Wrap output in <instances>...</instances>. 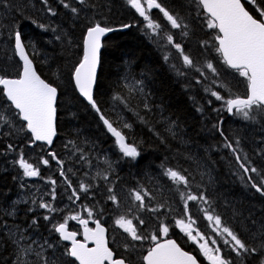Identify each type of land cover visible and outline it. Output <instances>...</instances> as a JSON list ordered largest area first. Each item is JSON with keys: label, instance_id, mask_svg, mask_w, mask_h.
I'll return each instance as SVG.
<instances>
[{"label": "trees", "instance_id": "trees-1", "mask_svg": "<svg viewBox=\"0 0 264 264\" xmlns=\"http://www.w3.org/2000/svg\"><path fill=\"white\" fill-rule=\"evenodd\" d=\"M171 1L162 0V3L189 24L190 40L188 41L191 48L189 47L190 51L187 53L195 52L197 55H202L194 51L195 46L192 45L193 39L203 37L201 27L203 23L206 25L202 15L197 14L200 10L196 5L195 12L192 8L185 10L181 8L183 7L181 5H174L178 9L176 10L171 5ZM48 2L57 13L55 16H50L51 21L49 20L48 23L43 22L35 14L36 10H46L39 0H10V3L17 8L25 5L26 7H22L19 12L0 9V21L10 22L15 19L26 42L28 38L33 39L30 45H34L38 50L37 54L30 55L34 67L42 79L58 90L60 107L57 115V138L52 148L60 149L68 144V150L78 151L79 156L81 155L79 150L82 149L85 156L97 157L107 155L109 149H118L114 138L106 132L97 113L77 96L71 82L73 67L71 69L70 67L81 59L80 47L87 18L117 29L104 38L94 98L104 115L126 134L128 143L137 147L140 156L136 160H131L121 158L122 154L119 153L112 161L111 169H108L107 164L92 169L89 167L90 164L84 162L85 168L79 171V177L84 178L83 182L91 184L92 187L89 192L80 193V200L74 204L68 198L70 190L67 189L64 178L58 171H56L58 177L51 179H45L41 174L36 178L23 176L18 160L21 154L24 156L27 151L19 147L20 143H24L27 135L25 132L22 133L21 127L24 123L16 119L11 120V127L0 126V264H12L15 253L2 226L4 222H7L9 228L18 227L21 231L26 229V235L35 238L38 242L47 239L56 244L57 255H59L66 246L58 241L52 226L66 219L67 226L73 225L69 217L78 213L73 211L76 205L80 206L82 218L85 219L88 217L82 205L94 207L97 211L103 208V212L94 215L93 219H100L102 226L105 223L110 248L116 255L130 257L133 264H142V256L151 246L150 242L145 241L135 251L125 252L124 245L130 242V237L115 224L118 216L125 214L127 208L131 206L127 196L128 190L139 187L147 189L153 197L151 200L145 198L146 204L166 205L160 208L159 212L147 210L140 212L139 215L145 220L140 230L146 235L154 233L163 221L171 225L169 237L176 240L183 250L192 254L187 246L179 241L180 237L189 239L175 227V219L181 216L183 209L179 192L187 190L183 188V185L177 188L163 175L166 167L179 170L181 174L188 176L191 191L193 193L204 191L215 202L222 220L240 231L246 241H250L251 233L264 225V196L255 192L246 182L247 177L239 168L235 155L230 149L224 147V138L213 125L222 120L225 136L233 142L234 146L235 141L239 140L238 152L241 157L247 155L257 168L264 171V116H258L255 121H246L238 114L229 115L223 110V106H217L218 101L205 91V88H214L211 84L213 77L210 72L207 73L209 78L204 80L195 71H185L187 75L180 76L176 71L170 70L173 63L170 58L167 61L164 59L165 55L168 56V52L165 47L166 38L163 35L170 26L164 19L161 35L152 36L146 29L143 18L131 8L127 0H88L87 6L79 5L76 0H67L71 6L81 10L79 19L69 9H65L60 0H48ZM181 2L189 3L187 0H181ZM161 15L158 10L152 12L153 20L159 23ZM33 20L37 23H32ZM41 23L51 27L47 31L41 30L38 27ZM123 24H130L132 27L121 29L120 25ZM51 28H55L56 31L53 32ZM171 31L170 34H173L175 39L184 40L185 36L180 30L171 29ZM57 35H61L60 40L56 39ZM69 37L72 40L71 48L66 43ZM2 50L5 51L8 61H14L11 42L6 38H0V61L5 60L2 57ZM69 63L71 64L68 67ZM9 68L12 70L10 64ZM218 72L221 74V79L229 82V90L216 89L222 95L229 98L230 96L243 97L246 94V83L238 74L234 71L218 70ZM16 74V71L9 73L14 77ZM196 78H200L202 83L196 84ZM138 80H143V84L137 86L135 82ZM141 87L143 92L140 91ZM114 94L126 97L128 107L114 100ZM209 100L212 101L211 104ZM145 103L149 105L148 109L144 107ZM214 109H220V111ZM0 112H7L9 116L15 113L2 94H0ZM64 113L65 116L69 114L74 119V135L68 124L63 125L61 121ZM124 122L132 125L130 130L123 128ZM170 128L175 135L173 131H169ZM64 136L69 138L64 139ZM70 141L72 143H69ZM9 144H12L14 148L9 149ZM99 148H107L108 151H100ZM107 157L108 160L113 159L111 154ZM42 158L44 157H38V160L41 161ZM63 158L70 160L71 154H65ZM25 162L30 163L28 160ZM50 162L52 160H49ZM63 162L65 165L66 160ZM33 166L40 171L46 170L42 162L39 166ZM122 167L127 169L123 175L119 173ZM205 169L208 174H204ZM106 170L111 181L116 179V191H123V195H126L124 203L119 208L101 195L97 187V183L101 182L100 177L91 179L97 172L103 173ZM68 178L73 180V177ZM53 179L57 183L55 185L56 199L52 201V204L59 211L48 213L45 209H40L38 204L32 205L30 201L40 197L45 201H51V196L46 193L51 191L53 185L50 180ZM255 179L259 183L260 177L256 176ZM72 184L78 188L80 183L72 181ZM189 207L199 217L198 226L215 236L206 227L208 222L203 219V213L199 211L196 203L189 202ZM29 208L35 210L29 211ZM12 212L14 215H9ZM135 214L136 209L133 208L131 215ZM44 215H49L50 219L44 220ZM33 217L38 218L37 226H31ZM133 222L138 224L135 220ZM89 226L90 228L93 226L91 220H89ZM216 238L219 241V237ZM189 243L201 254L197 245L190 240ZM225 251L224 255L234 256L230 249ZM51 252L52 250L49 249L48 254ZM197 259L201 264H205L200 257ZM63 260L66 262L70 259L63 257ZM254 260L255 258H252L251 261H247V264H256Z\"/></svg>", "mask_w": 264, "mask_h": 264}, {"label": "snow or ice", "instance_id": "snow-or-ice-1", "mask_svg": "<svg viewBox=\"0 0 264 264\" xmlns=\"http://www.w3.org/2000/svg\"><path fill=\"white\" fill-rule=\"evenodd\" d=\"M127 2L143 18L145 27L152 36H160L162 29V25L152 18L154 9L162 14L171 29L180 30L185 37L189 35L187 21L166 7L162 0H127ZM60 3L79 19L81 11L79 8L71 6L67 0H60ZM76 3L87 6L88 0H76ZM193 3L201 10L197 14L204 17L207 28L216 31V51L222 58V63L246 81V94L243 97L230 96L229 98L222 95L216 89L229 90V82L221 79V74L213 63L207 62L203 67L198 66L193 57L185 51L183 44L174 39L173 34L164 32L163 35L166 38L167 45L174 48L182 59V68H176L175 65H172V67L180 76L187 75L184 69H192L198 72L204 80L209 78L207 73L210 72L213 77L211 84L214 85V88H205V91L211 97H214L216 101H221L223 110L227 111L229 115L238 114L246 121H255L258 116H264V0H246L247 6L242 3V0H193ZM41 4L49 15H57L56 11L49 6L48 0H41ZM22 7H26V5ZM21 8H17L16 5L10 3V0H0V9L19 12ZM32 23L36 24L37 21L33 20ZM38 27L47 31L51 26L41 23L38 24ZM129 27H132V25H120L121 29ZM51 30L56 31L55 28H51ZM116 30V28L100 21L86 18L82 35V58L73 65L72 79L80 96L97 113L106 132L114 138V142L122 154L121 158L136 160L140 156L137 147L128 143L126 134L114 126V122L104 115L94 98V90L98 80L97 70L104 38ZM0 38H6L7 41L11 42V51L18 58L15 65L17 72L15 77L6 74V69H0V94L10 102L9 107L17 110L13 115L18 116L19 119L25 122V128L31 134L32 141H43L51 145L57 134L55 125L57 88L41 79L40 75L37 74L34 62L30 58L27 49L31 46L33 55L37 54L38 50L35 49L34 45H29L26 42L15 19L10 22L0 21ZM56 39L60 40L61 35H57ZM66 43L71 48V37L67 39ZM206 46V41L201 42V47ZM164 59L167 61L169 57L165 55ZM195 83L201 84L202 80L196 78ZM135 84L137 86L142 85L143 80H138ZM129 91H132V89H129ZM140 91L143 92V88H140ZM113 99L128 107L126 97L114 94ZM211 103L212 101L209 100V104ZM144 107L148 109L149 105L145 103ZM214 110L220 111V109ZM140 118L143 119V117ZM222 124L223 121L221 120L213 127L224 138V147L230 149L235 155L236 162L243 175L247 177L246 182L250 187L261 196H264V171L257 168L248 159L247 155L241 157L238 152L239 140L235 141L234 146L233 142L225 136ZM0 126H12L11 118L7 112H0ZM131 127V124L124 122V129L130 130ZM169 131H173V129L170 128ZM173 134L175 135L174 131ZM8 148L13 149L14 146L9 144ZM79 151L81 152L79 160L91 164V161L83 154V150ZM49 155L60 167V175L64 178L67 189L70 190L68 198L75 204L80 200V193L89 192L92 185L81 182L78 188L74 187L64 171V162L55 153H49ZM41 162L45 166L49 165L48 159L42 158ZM18 163L24 177L36 178L40 176V170L34 167L33 164L25 162L22 154ZM105 163L108 169L112 168V162L107 158ZM68 171H71V169ZM204 174H208L207 169H205ZM85 175H88V173H85ZM163 175L177 188L183 185V188L187 190L186 192H179L183 209L181 216L175 219V227L193 244L197 245L200 253L207 259L209 264H247L250 258H255L258 264H264V225L253 231L251 240L246 241L222 220L221 214L217 212L215 202L204 191L198 193L191 191L188 176L171 167H166ZM256 176L260 177L259 183L255 179ZM97 177L105 181L104 186L108 193L107 200L119 208L122 203L119 199L120 194L110 180L107 170L103 173L97 172L96 176L91 177V179L95 180ZM209 179H211L210 175ZM50 183L53 187L46 194L51 196V201H45L40 197L32 199L30 203L32 205L38 204L40 209H45L48 213H54L59 211L52 204V201L56 199L55 185L57 181L53 179L50 180ZM127 196L131 201V206L127 208L125 214L119 215L115 220V224L130 237V242L124 245L125 252L135 251L145 241H148L151 246L142 256V264H199L195 255L182 250L176 240L168 238L171 225L161 221L157 231L148 235L140 230V226L145 224V220L139 213L144 210L159 212L160 208L166 207L165 204H157L156 206L146 204L145 198L151 200L153 197L143 187L129 189ZM189 202L196 203L199 211L203 213V219L208 222L206 227L215 236L210 235L198 226L199 217L191 211ZM227 203L226 201V206ZM82 207L87 213V219L82 218L79 213L69 217V219L77 221L82 226V241L77 239L78 233L76 231L68 230L67 219L52 226L55 233L59 235L60 240L70 242V246L65 247L59 255H57L58 246L56 244L47 239L38 242L35 238L26 235V229L21 231L18 227L15 229L9 228L7 222H4L2 226L15 249L12 264H77V262L78 264H133L130 257L116 255L109 248L105 238V227L102 226L100 219H93L94 215L103 212V208L97 211L94 207L87 205H82ZM133 208L136 209L135 215H131ZM34 210V208H29V211ZM9 215H14V212L9 213ZM43 219L49 220L50 216L44 215ZM89 220L95 224V228L88 227ZM134 220L138 224H134ZM37 225L38 218L33 217L31 226ZM216 237H219V241ZM89 243L93 244L94 247H89ZM33 245H36V247H33ZM222 245L230 249L234 256L224 255ZM49 249L52 250L51 254H48ZM63 257L72 259L65 262Z\"/></svg>", "mask_w": 264, "mask_h": 264}, {"label": "rangeland", "instance_id": "rangeland-1", "mask_svg": "<svg viewBox=\"0 0 264 264\" xmlns=\"http://www.w3.org/2000/svg\"><path fill=\"white\" fill-rule=\"evenodd\" d=\"M188 1V0H187ZM39 2L41 3V0H39ZM172 3H171V5L174 7V5H177V6H180L179 5V0H172L171 1ZM176 10H178L176 7H174ZM181 8H183V9H189V8H191V5L188 3V2H186V4H185V6H183V7H181ZM193 10H194V12H195V8H192ZM42 10L43 9H40V11H35V14H36V16H38L43 22H49V20L51 21V18H50V16L51 15H49L48 13H47V11L46 10H43L44 12H42ZM201 29H202V35H203V37L202 38H198L197 40L196 39H193L192 40V45H194L195 46V48H193L194 49V51H196L197 53H201L202 55L201 56H204L205 54H206V52H208L209 50H208V48H207V46H209L210 44L212 45V46H215V39H213V38H211L210 36H208L207 35V33H205V31H204V29H205V27H204V25L201 27ZM211 32V31H210ZM212 33V32H211ZM188 40H190V38H188ZM187 40V41H188ZM31 41H33V39L32 38H30L29 39V45H30V42ZM204 41H206L207 42V46L206 47H201V42H204ZM4 44V46H5V43H3ZM187 44H189V41L187 42ZM30 47V49H32L33 50V48L31 47V46H29ZM169 50H170V53H174V51H175V49L174 48H172L171 46H169ZM3 52H2V57H4L5 58V60H3L2 61V64H0V69H6L7 70V73L6 74H8L9 75V73H10V71H12L11 70V68H9V63H10V61H8V59L6 58V54H5V51L4 50H2ZM190 56H192L193 57V59L197 62V64H198V66H201V67H203V65H204V59H201V58H199V55H197L195 52L194 53H192ZM181 60V62H182V59H180ZM70 64L71 63H69L68 64V67L70 66ZM73 67V64L71 65V67H70V69ZM71 82H72V77H71ZM142 88V87H141ZM76 93V92H75ZM78 96V95H77ZM79 97V96H78ZM80 98V97H79ZM82 100V99H81ZM83 101V100H82ZM84 102V101H83ZM85 103V102H84ZM86 104V103H85ZM87 106H90L89 104H86ZM64 107V106H63ZM70 107H72V105L70 104ZM66 113V112H65ZM65 113L61 116V121L63 122V125L65 124V125H67L68 124V126H69V129L71 130V131H73V127H74V119L71 117V116H69V114H66V116H65ZM10 118H11V120H15V119H19L18 118V116H16V115H11L10 116ZM73 135L75 134V131H73V133H72ZM66 138H69V137H67V136H64V139H66ZM25 143H20V146L19 147H21L22 149L23 148H25L27 151L25 152V160H29L33 165H36V166H39L40 164H41V161L40 160H36V158H35V154L37 155V156H40V157H44L43 159H48V160H52V162H50L49 163V165L48 166H46V170H44V171H40V174H41V176L43 177V178H45V179H51V178H55V177H58L57 175H56V171H58V173H60V167L56 164V162H55V160H53L51 157H45L46 155H44V153H55L56 152V148L55 149H53L52 147H53V145H51V146H46V147H42L40 144H35L33 141H32V139H31V136H26V139H25V141H24ZM67 146H68V144H66V145H64V146H62L61 148H60V153H61V151L63 150V149H67ZM99 150L100 151H104V152H107L108 150H107V148H105V149H103V148H99ZM109 152L110 151H108V154H109ZM78 153V151H75L74 149H73V151H72V153H71V158H70V160L69 159H67V158H63V157H58L59 159H61L62 161H64V160H66V164L64 165V171L66 172V174H67V176L68 177H73V182L74 183H78L81 179V177H79V171L80 170H82V165L80 164V165H74L73 164V162L75 161V155ZM108 154L107 155H102V159L104 158H106L107 156H108ZM69 169H71V171H68ZM127 172V169H125V167H122V168H120V170H119V173L121 174V175H123L124 173H126ZM101 180V182H98L97 183V187H98V189L99 190H101L102 191V195L104 196V197H106L107 198V196H108V193H107V191H106V188H105V181L102 179V178H100ZM121 179H123V178H121ZM124 180V179H123ZM125 181V180H124ZM138 182V181H137ZM112 183L115 185V183H116V179H114V181H112ZM136 183V182H135ZM127 185V184H126ZM120 195H119V199L122 201V203L121 204H123L124 203V201H125V199H126V195H123L124 193H123V191L122 192H118ZM121 197H122V199H121Z\"/></svg>", "mask_w": 264, "mask_h": 264}, {"label": "water", "instance_id": "water-1", "mask_svg": "<svg viewBox=\"0 0 264 264\" xmlns=\"http://www.w3.org/2000/svg\"><path fill=\"white\" fill-rule=\"evenodd\" d=\"M242 3H245L246 4V0H242ZM24 37V36H23ZM83 51V50H82ZM101 52H102V49H101ZM100 57H101V53H100ZM82 58V57H81ZM99 66H100V63H99ZM99 66H98V70H97V72L99 71ZM230 70H232V69H230ZM38 74V73H37ZM39 75V74H38ZM42 79V78H41ZM72 83H73V87H74V90H75V92H76V94L86 103V104H88L87 103V101L82 97V96H80V94H79V92H78V90L75 88V85H74V81H73V79H72ZM58 90H57V101H58ZM3 96V95H2ZM4 99H5V101H6V103H8V104H10V102H8L7 100H6V98L5 97H3ZM57 101H56V104H57ZM13 110L14 111H17V110H15L14 108H13ZM21 120V119H20ZM22 121V120H21ZM24 122V121H23ZM53 141H54V138H53ZM38 142H42V143H45V142H43V141H38ZM48 145V144H47ZM52 145V144H51ZM51 145H48V146H51ZM72 221H74V220H72ZM92 228H95V224L93 225V227ZM77 229H78V231H77ZM68 230L69 231H76L77 233H78V235H77V239L78 240H80V241H82L83 240V228H82V226L77 222V223H75V226L74 227H72V226H68ZM54 233H55V231H54ZM55 235L57 236V238H58V241L62 244V245H64V246H70V242H68V241H62V240H60L59 239V235L57 234V233H55ZM105 238H106V241H107V244H108V246H109V241H108V237H107V231L105 232ZM89 247H94V245L93 244H91V243H89ZM109 248H110V246H109ZM111 249V248H110ZM70 258V257H69ZM70 259H72V258H70ZM77 264H78V262H77Z\"/></svg>", "mask_w": 264, "mask_h": 264}, {"label": "flooded vegetation", "instance_id": "flooded-vegetation-1", "mask_svg": "<svg viewBox=\"0 0 264 264\" xmlns=\"http://www.w3.org/2000/svg\"><path fill=\"white\" fill-rule=\"evenodd\" d=\"M188 1H189L190 5H191V8H193L196 5L195 3H193V0H188ZM179 5L185 6V4L181 2V0H179ZM55 154H56V156H59V153H55Z\"/></svg>", "mask_w": 264, "mask_h": 264}]
</instances>
